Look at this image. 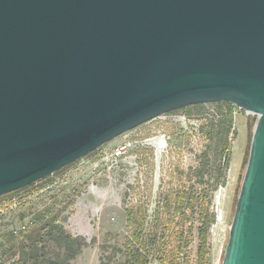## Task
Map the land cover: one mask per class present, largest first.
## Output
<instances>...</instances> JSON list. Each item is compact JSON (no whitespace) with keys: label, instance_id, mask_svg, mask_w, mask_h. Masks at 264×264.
Segmentation results:
<instances>
[{"label":"water","instance_id":"1","mask_svg":"<svg viewBox=\"0 0 264 264\" xmlns=\"http://www.w3.org/2000/svg\"><path fill=\"white\" fill-rule=\"evenodd\" d=\"M221 102L258 117L222 264H264V0H0V197Z\"/></svg>","mask_w":264,"mask_h":264},{"label":"rangeland","instance_id":"2","mask_svg":"<svg viewBox=\"0 0 264 264\" xmlns=\"http://www.w3.org/2000/svg\"><path fill=\"white\" fill-rule=\"evenodd\" d=\"M221 104L192 105L162 115L29 189L1 196L0 255L4 247L20 242V235L13 239L12 234L24 230L38 212L44 211L47 217L57 215L66 233L86 243L69 264H122V250L129 245V209L140 211L135 216L146 213L150 226L166 201L172 213L171 222L182 221L195 227L189 246L182 250L189 264H198L197 227L201 223L194 219L190 208H207L211 217L210 212L214 213L209 257L211 264H222L246 171L242 163L258 117L235 106L230 164L223 173V132L221 126L213 124L211 129L207 122L213 117L219 119L217 115L226 110ZM205 156L209 162L201 179L195 171L199 158ZM183 194L195 199H184ZM178 201L186 202L184 219L174 211ZM167 235L173 246L178 244L171 232ZM60 252L63 250H57ZM44 253L51 251L45 249Z\"/></svg>","mask_w":264,"mask_h":264},{"label":"trees","instance_id":"3","mask_svg":"<svg viewBox=\"0 0 264 264\" xmlns=\"http://www.w3.org/2000/svg\"><path fill=\"white\" fill-rule=\"evenodd\" d=\"M221 103V105L226 106V110L221 113V116L217 115L218 120L213 117L207 122H209L208 124L211 123V129L213 124L216 127L221 126L220 130L223 133H221L222 139L220 141V154L222 155L220 160L223 163L221 172L224 173L230 164L231 134L235 135L233 112L236 107L230 102ZM199 159L201 161L195 172L202 179L209 159L206 156L204 159L201 157ZM74 163L56 171L54 174L64 171ZM32 185L24 187L18 192L25 191ZM183 196L184 199H195V196L188 197L186 194H183ZM135 209L132 208L128 211L130 235L127 241H129V245L127 244L124 251L122 250V264H189L185 260L186 254L182 250L189 246L195 227L193 225L187 226L182 221L171 222L172 213L166 201L160 205L158 213L155 215V221L150 226L147 223V214L143 213L140 216H135L140 213L138 209ZM190 210L194 219H198L199 222L201 220L200 225L197 227L199 234L198 264H211L209 235L215 215L210 212L211 217L208 209L204 207L200 210L191 207ZM174 211L178 212L184 219L187 216L186 202H179L175 205ZM167 232H171V236L178 243H176L177 245L173 246L169 242L168 237L170 235H167ZM18 235H20L19 243L11 244L2 249L0 264H69L82 252L86 245L82 238L65 232L57 215L47 217L44 211L38 212L33 222L24 230H21L18 234L13 233L12 238L19 237ZM45 249H49L51 253L43 254ZM57 250H63V253H57Z\"/></svg>","mask_w":264,"mask_h":264}]
</instances>
